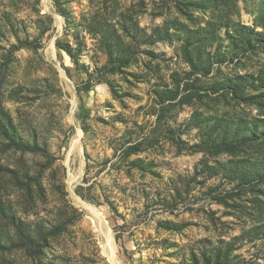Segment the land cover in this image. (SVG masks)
<instances>
[{"label": "rangeland", "instance_id": "374dc122", "mask_svg": "<svg viewBox=\"0 0 264 264\" xmlns=\"http://www.w3.org/2000/svg\"><path fill=\"white\" fill-rule=\"evenodd\" d=\"M0 264H264V0H0Z\"/></svg>", "mask_w": 264, "mask_h": 264}, {"label": "trees", "instance_id": "16d2710c", "mask_svg": "<svg viewBox=\"0 0 264 264\" xmlns=\"http://www.w3.org/2000/svg\"><path fill=\"white\" fill-rule=\"evenodd\" d=\"M15 224H16V226H18V224H17V220H16Z\"/></svg>", "mask_w": 264, "mask_h": 264}]
</instances>
